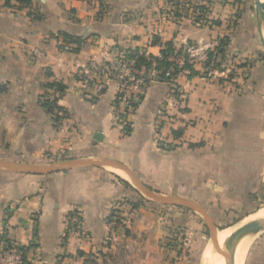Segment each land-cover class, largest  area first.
<instances>
[{
  "label": "crops",
  "instance_id": "crops-1",
  "mask_svg": "<svg viewBox=\"0 0 264 264\" xmlns=\"http://www.w3.org/2000/svg\"><path fill=\"white\" fill-rule=\"evenodd\" d=\"M222 38L228 43L221 69L204 74L208 52ZM170 42L194 47L189 64L197 71L175 79L186 92L183 107L169 109L177 121L157 126L169 84L152 80L124 132L114 120L115 80L79 77L118 53L159 56ZM259 44L245 0H0V160H110L149 190L192 200L209 217L213 211L246 216L264 203ZM224 70L233 76L221 79ZM51 83L64 84V93ZM55 97L61 110L48 112L42 102ZM121 173L108 165L0 171V234L24 248L28 264H201L170 239L176 236L170 216L178 213L144 198ZM122 200L129 201L124 219L111 228L107 221ZM261 244L254 264H264Z\"/></svg>",
  "mask_w": 264,
  "mask_h": 264
},
{
  "label": "built area",
  "instance_id": "built-area-1",
  "mask_svg": "<svg viewBox=\"0 0 264 264\" xmlns=\"http://www.w3.org/2000/svg\"><path fill=\"white\" fill-rule=\"evenodd\" d=\"M193 46L184 48H175L170 54L169 60L172 66L165 72L168 77L169 91L164 103L161 104L157 112V126L168 123L173 127L176 117L169 112L171 108H182L185 102L186 92L175 82L179 76H188L189 70L183 68L185 63L189 64L190 58L195 54ZM117 58L111 64H103L95 72H83L78 75L83 83H89L95 79H99L100 83L110 79L115 80L117 84L116 108H115V123L121 127L124 132L130 127L129 116L135 110L137 104L144 95L146 84L149 81L155 80L161 70L156 69V64L147 67L144 64L136 65L133 59H126L125 55L118 53ZM176 66V72L173 67ZM217 73V70L210 69L208 73ZM179 114L182 110L179 109ZM177 121V120H176ZM127 200H122L113 208L107 224L113 228L118 223H122L124 213L128 208ZM186 245V239L182 241ZM0 264H28L23 258V250L13 241H9L0 234Z\"/></svg>",
  "mask_w": 264,
  "mask_h": 264
},
{
  "label": "rangeland",
  "instance_id": "rangeland-1",
  "mask_svg": "<svg viewBox=\"0 0 264 264\" xmlns=\"http://www.w3.org/2000/svg\"><path fill=\"white\" fill-rule=\"evenodd\" d=\"M248 3V7L252 10V13L255 17L256 20V32H257V37L259 40V51L262 53L264 56V47L262 45L261 39H260V33L264 31L262 30V27L260 29V19L256 18L255 16V9H254V1L253 0H245ZM262 24V23H261ZM215 65V63H213ZM218 69H221L220 66H218ZM210 70H203V73H208ZM233 70H228L223 72L221 74L220 78L221 79H228L231 77ZM218 77V76H217ZM219 78V77H218ZM58 163V161H54V164ZM46 165V164H44ZM118 172V171H116ZM122 174V173H121ZM122 176L126 177V179L129 180L127 176L122 174ZM133 184V183H132ZM134 185V184H133ZM135 186V185H134ZM138 198V196H136ZM142 199H139L141 201ZM146 201V200H144ZM189 201V200H188ZM191 202L195 203L194 201L190 200ZM157 206H162L160 204H156ZM165 207L169 208L172 210V212L178 213L176 217L173 215L170 216V219L172 220V226L174 227V231L176 232V236H173L170 239H173L177 241V246L180 244L181 248L180 251L182 252L183 256H194L196 262L201 261V264H212L213 260L209 259L210 255H212L213 249H212V243L215 241V237L213 232L209 229L208 225L205 223L204 218L192 211L189 208L186 207H181V206H174V205H166ZM264 207L261 205L257 210L253 211L252 213L244 216L242 213L245 211H213L212 215L210 216V219L215 223V226L220 228L221 230L229 225H231L233 222L234 224L237 223L240 220L248 219V218H253L254 214L259 211L261 208ZM186 217L188 222L185 223L184 220H181V218ZM176 220L175 223H173V220ZM183 221L182 223H180ZM191 224L192 227H188L187 225ZM190 228V229H189ZM240 229V228H239ZM219 230V231H221ZM213 238V239H212ZM186 239V245L182 243V241ZM253 240V241H252ZM250 244H249V249L250 247L252 248L251 250H248L246 252V258H244L245 262L243 261V264H254V255L253 254L257 248L258 245H262L261 243L264 244V231H261L257 234H255L252 238ZM217 241V240H216ZM207 246V248H206ZM210 250V252H209ZM251 251V252H250ZM207 252V253H206ZM206 253V254H205ZM209 253V255H207ZM205 257H204V256Z\"/></svg>",
  "mask_w": 264,
  "mask_h": 264
},
{
  "label": "water",
  "instance_id": "water-1",
  "mask_svg": "<svg viewBox=\"0 0 264 264\" xmlns=\"http://www.w3.org/2000/svg\"><path fill=\"white\" fill-rule=\"evenodd\" d=\"M253 1H254L255 16L256 18L261 20L260 22V29H261V23H264V7L260 4L259 2L260 0H253ZM260 39L264 47V33L263 32L260 33ZM99 135L100 134L97 133L94 136V138L100 139ZM104 165L114 167L115 169H118L119 171L123 172L136 185L140 194L147 200H150L152 202L162 204V205H174V206H181V207H186V208L191 209L192 211L201 215L204 218L205 223L208 225L209 229L213 232L214 237L217 234V232L221 230L220 228L216 227L212 223L208 214L199 205L191 201L185 200V199L163 196V195L157 194L149 190L144 185L139 183L136 177L125 166H123L122 164L118 162H114L110 160H102V159H97V160L88 159V160H71V161H66V162L54 163L50 165H28V164H21V163H16V162L0 160V171L28 173V174H48L52 172L71 169L74 167L104 166ZM228 227H234V226L233 225L227 226L225 228H228ZM261 231H264V221L250 225L245 230L243 236L244 237L254 236L255 234ZM211 246H212L213 252L217 251L219 247V243L215 240L213 241Z\"/></svg>",
  "mask_w": 264,
  "mask_h": 264
},
{
  "label": "trees",
  "instance_id": "trees-1",
  "mask_svg": "<svg viewBox=\"0 0 264 264\" xmlns=\"http://www.w3.org/2000/svg\"><path fill=\"white\" fill-rule=\"evenodd\" d=\"M19 3L21 4H29V0H17ZM7 5H9L8 1L6 2ZM202 19L201 15L196 17V20H200ZM63 37L65 39H67L69 42H74L77 45H80V40L78 38H75L73 35L67 34V33H63ZM228 43V39L227 38H222L220 39L217 47L215 48V52H208V57L206 59V61L204 62L203 67L205 68V70H210V69H216L219 68L218 66L221 65V61L222 58L224 56L225 53V47L227 46ZM175 47L172 46V43H166V46L163 50H161V53L159 56H154L152 54L146 53L145 51H140L139 49H134V50H130L127 51L125 54V58L126 59H133L135 64L141 65L144 64L147 67H150L152 64H156V69L161 70V72L157 75L155 80L158 81H167L168 77L165 76L164 72L172 66V62L169 60V56L170 54L174 51ZM221 55V56H219ZM219 57L221 58L220 60H216V58ZM213 63H215V65H213ZM175 69L176 72V66L173 67ZM183 68H187L189 70V76H192L194 74H197V71L194 70V68L188 64L185 63ZM48 87H54L56 89V91L59 93V95H62L65 91V86L62 83H51L49 85H47ZM57 97L53 98V99H46L42 102V106L46 108V110L48 112H54V110H61V107H59L57 105ZM59 120V117L57 115H55V121ZM173 135H179L180 131L178 130H172ZM133 206H136V204L134 203ZM20 249H22L24 251L23 247H20ZM23 258H25L24 256V252H23ZM26 259V258H25Z\"/></svg>",
  "mask_w": 264,
  "mask_h": 264
},
{
  "label": "bare ground",
  "instance_id": "bare-ground-1",
  "mask_svg": "<svg viewBox=\"0 0 264 264\" xmlns=\"http://www.w3.org/2000/svg\"><path fill=\"white\" fill-rule=\"evenodd\" d=\"M259 2L264 7V0H260ZM261 27L264 30V23L261 24ZM261 221H264V207L257 211L253 218L242 219L235 223L234 227L218 231L215 239L219 243V247L209 258L213 260L212 264H243L247 249L253 238V236L244 237V232L250 225Z\"/></svg>",
  "mask_w": 264,
  "mask_h": 264
}]
</instances>
